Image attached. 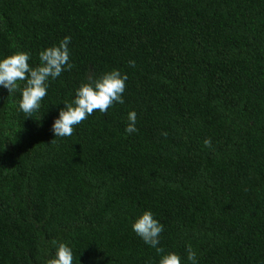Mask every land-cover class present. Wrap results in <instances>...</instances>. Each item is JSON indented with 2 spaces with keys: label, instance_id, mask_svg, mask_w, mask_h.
Masks as SVG:
<instances>
[{
  "label": "trees",
  "instance_id": "trees-1",
  "mask_svg": "<svg viewBox=\"0 0 264 264\" xmlns=\"http://www.w3.org/2000/svg\"><path fill=\"white\" fill-rule=\"evenodd\" d=\"M66 36L75 66L38 112L0 86V264L59 243L73 264H159L132 230L145 211L182 264L189 244L197 264H264V0H0V60L36 67ZM114 69L125 102L55 138L80 84Z\"/></svg>",
  "mask_w": 264,
  "mask_h": 264
},
{
  "label": "clouds",
  "instance_id": "clouds-1",
  "mask_svg": "<svg viewBox=\"0 0 264 264\" xmlns=\"http://www.w3.org/2000/svg\"><path fill=\"white\" fill-rule=\"evenodd\" d=\"M70 41L71 38L66 36L58 45L41 51L40 64L36 67L29 64L30 53L24 51H18L0 60V86L9 94L21 91L18 106L26 116L31 117L41 108V102L48 94L49 81L57 79L64 71H70L75 66L70 62ZM129 66L135 67V62L129 61ZM127 79L126 74L116 69L99 77L89 75L87 81L76 89L75 98L63 104L59 117L54 120L51 131L55 138L71 137L75 127L87 120L94 111L107 113L115 104H123ZM20 82H24L22 89ZM136 121L137 113L129 112L126 133L138 131ZM51 142L55 143V139ZM211 143V138L204 140L205 147H211ZM132 230L144 243L155 249L160 256L159 264H182L180 255L174 252L165 253L164 248L159 246L164 227L154 218L151 211L143 212L132 224ZM55 243L56 241H53V244ZM186 252L187 261L197 264V254L191 244L186 245ZM73 259L71 247L66 243H59L55 256L48 259L47 264H73Z\"/></svg>",
  "mask_w": 264,
  "mask_h": 264
}]
</instances>
